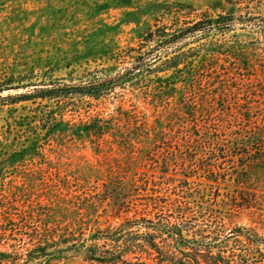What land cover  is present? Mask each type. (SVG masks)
I'll use <instances>...</instances> for the list:
<instances>
[{
	"label": "rangeland",
	"instance_id": "obj_1",
	"mask_svg": "<svg viewBox=\"0 0 264 264\" xmlns=\"http://www.w3.org/2000/svg\"><path fill=\"white\" fill-rule=\"evenodd\" d=\"M220 15L232 20L184 38L169 53L194 54L192 75L229 71L242 87L231 101L240 97L264 117V0H0V88L11 87L0 91V251L10 253L0 256L9 260L4 264H89L83 247L47 259L29 260L30 251L39 236L55 235L53 250L160 212L173 220L183 213L188 225L218 216L225 228L214 252L246 251L251 260L259 254L256 238L236 233L250 228L264 238V173L247 188L228 159L214 177L199 154L176 141L183 131L169 122L188 83L166 88L169 96L159 89L176 79L173 70L142 71L97 98L11 97L113 77L152 48L165 50V32ZM102 122L106 133L96 130ZM160 130L173 135L157 142ZM249 192L257 202L236 206Z\"/></svg>",
	"mask_w": 264,
	"mask_h": 264
},
{
	"label": "trees",
	"instance_id": "obj_2",
	"mask_svg": "<svg viewBox=\"0 0 264 264\" xmlns=\"http://www.w3.org/2000/svg\"><path fill=\"white\" fill-rule=\"evenodd\" d=\"M229 20L232 19L220 15L217 19H201L174 33L165 32L160 42L165 50L154 47L144 53L145 55L137 56L136 63L131 68L105 80L37 87L29 93L11 97L54 99L80 93L97 98L115 88L117 84L122 85L133 80L142 71L154 72L159 71V68H164L162 70L165 71L173 70L169 77L176 75V79L159 89L163 90L162 95L169 96L171 93L166 88L175 85L178 80L188 83L187 92L169 122L171 126L177 122L178 129L183 131L176 141L179 142L178 138H182L189 152L199 154L204 166L201 168H205L207 173L214 177L220 174L219 169H224L223 160L229 159L233 163L232 167H235V181L251 188L264 173V117L256 115L252 107L244 108L240 97L236 103L231 101V96L236 95L242 87L234 85L237 78L231 76L229 71H226L223 77L206 76L204 73L192 75L187 71V67L190 65V68H194V54L169 53V50L184 38L208 35ZM10 88H0V91ZM96 126V130L101 133L109 130L108 122L98 123ZM169 130L175 132L172 127ZM173 133L160 130L155 141L165 142ZM182 158L186 159L184 156ZM256 202L254 192H249L246 196L242 194L239 200L234 201L238 207ZM182 214L175 220L165 212L142 220L127 218L115 229L97 230L88 238H74L76 241L70 245L53 250H50L53 246L51 242L56 243V236H39L42 240L30 251L29 260L47 259L56 253L72 252L83 247L87 250L86 260L89 264H264V238L252 232V229L245 231L244 227H239L236 233L238 237L244 236L252 242L257 239L255 246L259 254L251 260L244 257L247 255L246 251L241 254L235 251L227 253L226 248L220 247L214 252L213 248L218 244L216 236L225 228L224 222L220 221L218 216H214L209 223L192 222L188 225L186 216ZM214 221H220L221 224L215 223L211 226ZM208 225L211 227L206 229ZM140 229L144 231L140 232ZM202 250L204 252H201ZM8 254L10 253L7 251H0V256ZM7 262L8 259L0 257L1 264Z\"/></svg>",
	"mask_w": 264,
	"mask_h": 264
}]
</instances>
